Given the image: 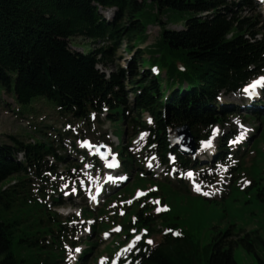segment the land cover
Segmentation results:
<instances>
[{"label": "trees", "instance_id": "trees-1", "mask_svg": "<svg viewBox=\"0 0 264 264\" xmlns=\"http://www.w3.org/2000/svg\"><path fill=\"white\" fill-rule=\"evenodd\" d=\"M252 3L253 0H0V86L11 92L20 106L35 98L46 99L61 116L82 122L89 121L91 115L98 120L106 108V119L119 139L123 135L119 126L127 121L134 129L132 137L138 130L146 131L147 154L155 153L162 163H167V153L176 152L167 139L170 129L187 124L198 146L212 126L221 125L227 116L213 105L217 96L235 91L251 76L264 72V33L241 14L244 8H252ZM147 6L154 11L160 33L155 43L140 49L135 40L145 32L147 24L140 16ZM112 7L116 9L114 19L105 21L99 9ZM170 12L179 20L184 13L193 16L185 20L183 29H168ZM255 17L264 23L261 12L255 11ZM74 37L103 45L87 54L73 51L69 40ZM123 41L131 56L128 66L124 69L117 65L106 75L98 66H110ZM151 67L159 73L154 75ZM127 93L133 98H128ZM144 115L150 116V124ZM59 136L63 139L65 134ZM10 141L0 144V264H56L62 260L54 249L61 248L65 224L45 204H39L38 197L44 199L47 193V174L55 175L56 164L64 163L57 154L60 146H54L55 141L49 138L27 144L15 137ZM18 154L23 157L20 161ZM120 157L124 169L132 170L135 160L127 146L121 147ZM189 162L180 156L181 167ZM262 174L257 172L244 190L249 197L253 194L250 202H264V187L259 184ZM12 178L13 184L9 182ZM140 180L141 186L148 183ZM37 182L40 186L35 190ZM159 190L167 203L178 193L168 183L159 184ZM156 194L152 192L143 201L135 202L122 225L126 238L131 236L130 230L145 229L149 236L160 232L156 227L161 226L164 231L160 241L151 246L144 236L124 261L126 264H198L199 256L202 264H236L233 249L237 246L252 254L254 264H264V237L258 230L240 236L229 229L213 236L200 249L191 234L178 229L171 210L153 212L149 199ZM59 197L53 199L55 205L63 203ZM103 212L102 208L100 213ZM233 234L238 235L236 239L231 238ZM92 247L91 244L89 249ZM88 253L84 252L80 264H85Z\"/></svg>", "mask_w": 264, "mask_h": 264}, {"label": "rangeland", "instance_id": "rangeland-1", "mask_svg": "<svg viewBox=\"0 0 264 264\" xmlns=\"http://www.w3.org/2000/svg\"><path fill=\"white\" fill-rule=\"evenodd\" d=\"M261 4L259 6L258 1L253 0L252 8H244L241 14L253 20L256 29L264 33V23L255 17V11H261L264 8L263 3ZM100 15L105 21H112L114 11L101 10ZM191 16H193L192 13H184L181 20H179V18L174 16L173 12H170L166 28L183 29L185 20ZM140 19L147 25L145 32L136 38L135 45L142 49L158 40L160 29L155 22L152 7L147 6L142 11ZM162 19L166 21V16ZM104 44L108 45L109 43L105 42ZM102 45L103 43L100 41L91 42L82 37H74L69 40L71 50L86 54ZM125 46V41L121 42L113 54L110 66L106 68L98 66L100 71L108 75L112 70L115 71L117 65L124 69L127 68L131 56L126 52ZM160 76L161 78L164 77L163 70L160 71ZM127 97L133 98L130 93H127ZM219 98V106L233 110V114L224 125L214 127L212 137L207 143L211 144L214 149L209 150L205 146L201 148L203 154L198 152L194 156L202 163V165L198 166V169L205 168L207 176H202V174L199 176L196 171V183L191 188L188 186V194H186L184 188L179 189L178 186H175L176 179L174 175L178 168L177 165L168 163L167 167H162L158 165L156 160L147 158L146 154L141 152L142 144L138 140L139 136L132 140L133 146L130 150L136 159L135 163L142 164L144 170L139 171V166H134L136 171L129 172L128 182L114 191L115 194H121L123 189L130 191L138 189L142 183V180L136 178L135 174L138 172L144 178L154 181L153 183L169 181L172 188H175V190L179 189L181 192L173 194L171 199L168 200L171 210L170 215L176 217L179 230L191 234L193 239L199 242L200 249L213 236L224 233L229 229L233 233L238 232L240 236L247 231L258 230L264 237V202L254 199L250 202V197H253V194L249 197L244 193V190L250 187V185H247L252 183L251 180L256 176L257 172L260 175L263 173L259 184L261 183V186L264 187V118L251 117L253 112L246 108L248 104H244L241 92L220 94ZM260 107L264 108V104ZM260 107L256 106L255 108L260 111L261 116H264V110ZM146 118L148 117L145 116ZM254 127L256 129L252 130ZM122 128L124 130V141L122 144L126 145L132 133V127L125 121L119 129ZM58 132L67 133L66 139L60 141L61 138L58 136ZM227 133L232 136L229 141L231 154L221 161L218 159L217 162L209 163L211 156L218 152L220 139ZM11 137H15L18 141L26 144L49 138L55 141L54 146H60L57 149V154L64 158V163L56 165V177L50 176L49 179L57 187V194H62V199L65 203L56 207L51 203V197L49 196L43 200H38L39 204L46 203V208L53 213H57L60 219L65 218L69 212L73 216L72 220H75V223L67 225L68 231L67 236L62 239V250L54 249L57 258L59 260L63 259L61 262L56 261V264H73L76 260L78 262L79 257L85 251H89L85 257V264H109L110 260L116 257L120 259L130 250L128 245L131 241L134 242L135 238L128 242L125 241L119 246L120 241L124 238L122 229L117 231L118 224L109 227L106 224L108 218H106L104 213L100 214L99 212L98 214L97 212L105 201L110 200V194L116 184H112L111 188L109 186V190L103 191L98 207L92 206L87 196L91 194L93 187L101 180V166L100 164L94 165V160H92L90 154L87 158L78 154L79 151L91 152L90 147H84L83 141H87L90 144H96L101 141L111 148L113 156L117 155L116 147L120 146L121 143L116 140L112 124L106 121L103 115L99 117V122L92 120L89 123H82L78 119L61 116L51 102L46 99L35 98L30 103L20 106L14 101L13 94L6 92L0 86V144L11 143ZM237 140L239 142H236ZM254 141L255 143L252 144ZM18 158L21 159L22 157L19 155ZM171 159L172 157H170ZM239 160H241V165L244 167L241 170V175H238ZM168 167L174 172L172 176L167 172ZM254 169H257V171L252 173ZM176 173L178 177H181L178 171ZM77 174L80 176L74 178L73 176ZM123 176L126 177V174H120L119 177L123 178ZM181 178L186 181L184 175ZM13 180L15 179L12 178L9 182L11 183ZM236 180H238L237 188L243 192L232 189L226 197L229 188ZM50 186L48 188V185H46L48 188L47 195L52 193ZM150 186L156 187L153 184ZM197 188H199V191L196 190ZM36 189L37 187L35 186ZM74 193H76V196L73 195ZM205 193H208V195H205ZM157 194L160 196V192ZM137 196L138 192L136 191L129 197L127 202L119 200V197L112 199L113 201L110 202L107 208L109 217L115 218V215H118L123 218L130 211L128 207L131 205V200L137 199ZM222 197L225 199L221 200ZM122 198L125 199L124 196ZM84 210L92 213V216L89 218L83 216L81 220L78 214L79 211L84 212ZM75 213L77 214L75 215ZM123 214L124 216L122 217ZM157 225H160V222H157ZM156 228L158 229V227ZM159 228L160 232L152 233L148 238L149 241H152L151 245H156L160 240V234L164 229H161V226ZM106 235L108 237H105ZM238 235L233 234L231 238L236 239ZM91 244L93 247L89 249ZM77 249L79 251H76ZM117 250H119L118 253ZM114 254H116V257L110 258ZM233 256L236 264L255 263L252 254L245 252L241 246L233 249ZM201 258L199 256L198 264L203 263ZM119 259H117V263Z\"/></svg>", "mask_w": 264, "mask_h": 264}, {"label": "water", "instance_id": "water-1", "mask_svg": "<svg viewBox=\"0 0 264 264\" xmlns=\"http://www.w3.org/2000/svg\"><path fill=\"white\" fill-rule=\"evenodd\" d=\"M172 146L179 148L183 153L193 152V139L187 125L174 128L168 135ZM189 145V148H187ZM189 149V150H188Z\"/></svg>", "mask_w": 264, "mask_h": 264}, {"label": "snow or ice", "instance_id": "snow-or-ice-1", "mask_svg": "<svg viewBox=\"0 0 264 264\" xmlns=\"http://www.w3.org/2000/svg\"><path fill=\"white\" fill-rule=\"evenodd\" d=\"M260 84H264V77L260 78L258 81L253 82V85L250 87L254 89L257 85H260ZM244 91L246 93H248L250 96L255 94V92L250 91L249 88H245ZM188 175H191V173H189ZM196 190L199 191V188H197ZM205 195H208V193H205ZM138 239H139V237H138ZM148 243H152V241H148ZM77 251H79V249H77Z\"/></svg>", "mask_w": 264, "mask_h": 264}]
</instances>
